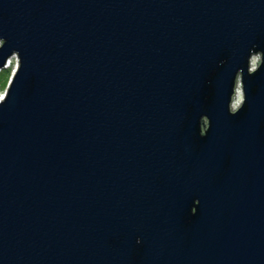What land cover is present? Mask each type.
<instances>
[{"label":"water","instance_id":"95a60500","mask_svg":"<svg viewBox=\"0 0 264 264\" xmlns=\"http://www.w3.org/2000/svg\"><path fill=\"white\" fill-rule=\"evenodd\" d=\"M13 58L0 264H264V0H0Z\"/></svg>","mask_w":264,"mask_h":264},{"label":"rangeland","instance_id":"374dc122","mask_svg":"<svg viewBox=\"0 0 264 264\" xmlns=\"http://www.w3.org/2000/svg\"><path fill=\"white\" fill-rule=\"evenodd\" d=\"M259 56H253L251 59V65L252 66H256V62H258ZM17 65V60L16 58H13L10 60V66L4 70L1 71V75H0V99L5 95L7 86L9 84L12 72L14 71L15 67ZM7 74H9L7 80L5 77H7ZM242 101V94L241 92L235 97L234 101H233V106L235 108H237V106L239 105V103H241Z\"/></svg>","mask_w":264,"mask_h":264},{"label":"bare ground","instance_id":"6f19581e","mask_svg":"<svg viewBox=\"0 0 264 264\" xmlns=\"http://www.w3.org/2000/svg\"><path fill=\"white\" fill-rule=\"evenodd\" d=\"M10 66V61H9V65L7 66V68ZM240 93V88H237V95ZM2 100V98L0 99V101Z\"/></svg>","mask_w":264,"mask_h":264},{"label":"trees","instance_id":"16d2710c","mask_svg":"<svg viewBox=\"0 0 264 264\" xmlns=\"http://www.w3.org/2000/svg\"><path fill=\"white\" fill-rule=\"evenodd\" d=\"M0 75H1V72H0ZM8 76H9V74H7V77H5V78H6V80H7Z\"/></svg>","mask_w":264,"mask_h":264}]
</instances>
